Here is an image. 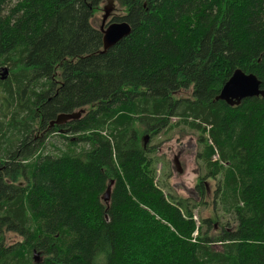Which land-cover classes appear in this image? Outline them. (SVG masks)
Returning <instances> with one entry per match:
<instances>
[{
	"label": "trees",
	"instance_id": "obj_1",
	"mask_svg": "<svg viewBox=\"0 0 264 264\" xmlns=\"http://www.w3.org/2000/svg\"><path fill=\"white\" fill-rule=\"evenodd\" d=\"M104 1L0 0V264H264V98L215 99L237 68L264 89V0H114L132 32L106 50ZM178 126L200 134V202L166 192L144 145ZM220 174L235 227L195 238Z\"/></svg>",
	"mask_w": 264,
	"mask_h": 264
},
{
	"label": "rangeland",
	"instance_id": "obj_2",
	"mask_svg": "<svg viewBox=\"0 0 264 264\" xmlns=\"http://www.w3.org/2000/svg\"><path fill=\"white\" fill-rule=\"evenodd\" d=\"M108 5L107 1H104L101 4V9L96 13V15L93 18V25L100 29L102 25V19L103 15L105 14V6ZM125 14L124 9H122L118 3L116 2L115 8L107 20V24L110 22H117L113 21L115 17H121ZM177 95L179 97H186L190 96V91L187 90H180ZM2 97H4V91L0 88V118L2 117L1 111L3 109L2 106ZM173 122L177 121V118L174 117L172 119ZM199 133L189 129V128H182L181 126L176 127L175 129H163L161 132H159L156 136H154L151 140L149 139L147 143H149V146L154 147V158L157 161V179L158 183L160 185L165 186L166 192L170 191L172 194H177L178 196H184V197H190L187 192L179 186L181 183H185L189 188L195 187L197 184L196 179L198 177H203L207 173V169L204 167L203 163L196 159L197 152L202 150V145L197 142L199 139ZM173 146L174 150L172 149L170 151V147ZM167 147V151H164V149ZM182 148L184 150V156L180 159L183 167H184V173L178 174L174 171V153L178 152ZM174 152V153H173ZM167 153V154H165ZM173 153V155H172ZM152 154V155H153ZM217 157V156H216ZM174 178V180H173ZM223 175H218L214 180L208 179L207 183V191H210V193L206 194V203L201 204L199 207H195L194 212L198 216L199 223L203 224V231L207 226L204 225L203 220L204 218H211L213 219L214 223H218L219 226L223 224L229 223L231 227L235 226V218L233 214L225 213L224 211H221V203H218V205H214L215 200H219V197L216 199V189L217 186L222 180ZM172 186V187H171ZM171 187V188H170ZM193 197V196H192ZM198 198V197H197ZM214 207L218 208V214H216V210ZM216 212V213H215ZM219 217V221L216 222V220ZM215 225V224H214ZM218 226V227H219ZM216 232L211 231V235H214ZM13 239L16 240L17 237L13 235ZM216 250H219L221 247L217 244H214L213 246Z\"/></svg>",
	"mask_w": 264,
	"mask_h": 264
},
{
	"label": "water",
	"instance_id": "obj_3",
	"mask_svg": "<svg viewBox=\"0 0 264 264\" xmlns=\"http://www.w3.org/2000/svg\"><path fill=\"white\" fill-rule=\"evenodd\" d=\"M114 0H108V5L105 6V14L103 16L102 25L100 30L103 32V44L104 50L110 48L115 45L125 36H128L132 32V26L127 21H117L110 22L106 25L108 18L111 16L114 10ZM1 79L5 80L8 77L9 70L7 67H2L0 69ZM261 79L254 73H247L243 70L237 68L234 70L232 76L226 81L223 85L220 93L216 96V100L225 101L227 104L231 106L239 105L243 99L247 97L261 96L264 98V89L261 87ZM83 110L74 111L71 113H62L59 114L57 119L52 122L54 123H63L69 120L80 118ZM149 140V135L144 136L145 145ZM179 155L175 156L174 162L178 161ZM178 166V165H177ZM112 183L108 186L105 194L102 196L104 201L110 200V192ZM184 190L189 194L193 195L196 192L192 191L188 187H183Z\"/></svg>",
	"mask_w": 264,
	"mask_h": 264
},
{
	"label": "flooded vegetation",
	"instance_id": "obj_4",
	"mask_svg": "<svg viewBox=\"0 0 264 264\" xmlns=\"http://www.w3.org/2000/svg\"><path fill=\"white\" fill-rule=\"evenodd\" d=\"M50 128H51V127H50ZM149 139L151 140V137H150ZM172 149L174 150V147H173V146L170 147V151H171ZM179 149H180V150H179L178 152H175V153L173 152V153H174V159H175V156L178 155V154H180V155H179V158H180V157L182 158V156H184V150H183L182 148H179ZM164 151H167V147L164 149ZM173 153H172V155H173ZM165 154H167V153H165ZM167 156H168V154H167ZM174 159H173V160H174ZM175 162H176V161H175ZM179 162H180V159H178V161H177V165H178V166H179ZM182 171H183V173H184V170H182ZM179 186H180V187H184V184L181 183V184H179Z\"/></svg>",
	"mask_w": 264,
	"mask_h": 264
},
{
	"label": "bare ground",
	"instance_id": "obj_5",
	"mask_svg": "<svg viewBox=\"0 0 264 264\" xmlns=\"http://www.w3.org/2000/svg\"><path fill=\"white\" fill-rule=\"evenodd\" d=\"M57 117H58V116H57ZM57 117H56V119H57ZM56 119H54L53 121H55ZM53 121L50 122V127H54L55 125H61V124H64V123L68 122V121H66V122H63V123H54V124H52ZM34 256H35V260H37V255H36V253H35Z\"/></svg>",
	"mask_w": 264,
	"mask_h": 264
}]
</instances>
